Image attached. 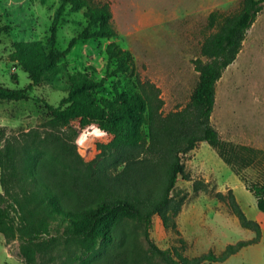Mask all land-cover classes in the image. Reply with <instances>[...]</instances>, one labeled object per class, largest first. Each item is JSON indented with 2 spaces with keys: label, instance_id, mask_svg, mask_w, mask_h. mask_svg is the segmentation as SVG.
<instances>
[{
  "label": "trees",
  "instance_id": "16d2710c",
  "mask_svg": "<svg viewBox=\"0 0 264 264\" xmlns=\"http://www.w3.org/2000/svg\"><path fill=\"white\" fill-rule=\"evenodd\" d=\"M60 2L48 51H41L38 42L18 46L30 60L28 71L32 82L21 89L9 88L0 82V100L29 99V92L50 78L49 70L79 40L118 36L111 0ZM67 6L71 11L84 10L86 27L71 40L68 49L62 51L56 46L57 22ZM263 9L264 0H241L236 12L215 9L209 14L211 31L202 42L201 56L194 60L199 73L197 85L187 105L168 114L163 112L160 88L150 79L142 80L138 76L133 53L115 41L107 48L108 66L114 61L115 69L111 71L108 67L100 81L83 72L69 74L68 95L57 106L48 102L45 105L55 130L77 121L82 129L97 125L111 137L103 144L104 150L111 151L106 164L96 168L91 180H75L77 184L66 186L62 176L49 174L44 161L36 159V151L48 146L63 160L78 162L73 134L42 137L32 128L6 136L5 129L1 130L5 144L0 139L4 190L0 194V232L8 236L19 234L28 242L43 244L41 239L49 236L55 226L57 234L51 236L52 239L62 237L76 243L82 253V264H223L246 247L260 243L261 225L248 217L234 190L230 189V210L244 228L256 232V237L228 244L220 255L212 250L197 256L185 254L182 247L187 240L181 237L177 219L186 198L174 191L180 177L192 179L184 156L206 141L242 178L264 213V150L224 140L212 123L217 84L237 59L248 31ZM37 52H40L38 56ZM118 73L136 77L137 85L113 99L95 98L92 90L103 87L109 77ZM142 126L148 127V134ZM260 165L262 174L250 181L244 171ZM63 170L65 172L66 168ZM216 196L220 200L227 199L221 192ZM155 215L165 228L180 235L181 247L158 245L151 232ZM125 219L144 226L147 249L136 235L122 234Z\"/></svg>",
  "mask_w": 264,
  "mask_h": 264
},
{
  "label": "rangeland",
  "instance_id": "374dc122",
  "mask_svg": "<svg viewBox=\"0 0 264 264\" xmlns=\"http://www.w3.org/2000/svg\"><path fill=\"white\" fill-rule=\"evenodd\" d=\"M104 1V0H94ZM115 3L118 36L113 39L93 38L79 40L71 51L59 59L49 70L50 78L44 79L29 92L25 100H0V131L6 136L37 129L41 136L48 134L66 137L73 134L74 148L79 161L63 160L48 146L36 151V159L44 161L49 174L63 177L66 186L91 180L99 165L106 164L110 150L104 143L111 137L97 125L82 129L77 121L55 130L52 117L45 105H59L68 95V75L83 72L100 81L106 76L109 65L108 45L115 41L129 49L136 60L138 76L150 79L161 90L163 112L184 108L199 80L194 60L201 56V45L210 33L208 16L212 10L226 13L238 11L241 0H111ZM60 0H0V82L9 88H27L32 82L28 71L30 60L19 44L40 43L41 51H48L49 39ZM214 7H211L214 5ZM221 5V6H220ZM209 7L208 11H203ZM151 13L163 22L152 28L136 30L126 28L123 18ZM119 16V17H118ZM121 16V19H120ZM138 18V17H137ZM132 19L131 23L136 24ZM86 27L84 10L71 11L67 6L57 22V47L66 50L71 40ZM40 52H37V56ZM137 85L136 77L118 73L109 77L103 87L94 88L95 98L113 99L123 91ZM212 123L222 138L235 144L264 150V9L248 31L237 59L224 72L217 84V101ZM148 134V127L142 126ZM60 132V133H59ZM2 144L5 138L1 137ZM191 180L179 178L174 193L186 198L178 216L181 237L187 240L182 247L185 254L197 256L214 251L220 255L228 244L256 237V232L244 228L232 213L228 193L233 189L249 218L262 228L260 243L250 245L223 264H264V213L257 200L240 176L218 152L203 141L184 156ZM66 168L64 172L63 168ZM263 166L244 171L250 181L262 174ZM227 199L220 200L216 194ZM4 193L1 184L0 194ZM121 225L122 234L136 235L144 248V226L128 219ZM152 236L162 248L181 247L180 235L164 227L158 215L154 216ZM57 227L44 235L43 244L31 243L19 234L8 236L0 232V264H82L79 246L64 238L53 240ZM117 245V244H116Z\"/></svg>",
  "mask_w": 264,
  "mask_h": 264
},
{
  "label": "crops",
  "instance_id": "0c3cea01",
  "mask_svg": "<svg viewBox=\"0 0 264 264\" xmlns=\"http://www.w3.org/2000/svg\"><path fill=\"white\" fill-rule=\"evenodd\" d=\"M115 3H117V2H112V10H113L114 22H115L116 27L118 28L119 23H117V14H116V10H115L116 4ZM214 6H215V4L212 5L211 7H214ZM203 11L209 12V7L204 9ZM127 16L125 18H123L124 26L126 28H131V25H132V27H136V30H141V29H145V28H152V27H155V25H158L159 23L163 22V20H160V18L158 19L155 15H153L151 13H144L142 15H138L137 16L138 18L135 16H130V15H127ZM135 18L138 19V20H136L137 23L136 24L131 23L132 19H135ZM120 19H121V16H120Z\"/></svg>",
  "mask_w": 264,
  "mask_h": 264
},
{
  "label": "bare ground",
  "instance_id": "6f19581e",
  "mask_svg": "<svg viewBox=\"0 0 264 264\" xmlns=\"http://www.w3.org/2000/svg\"><path fill=\"white\" fill-rule=\"evenodd\" d=\"M128 17V16H127Z\"/></svg>",
  "mask_w": 264,
  "mask_h": 264
}]
</instances>
